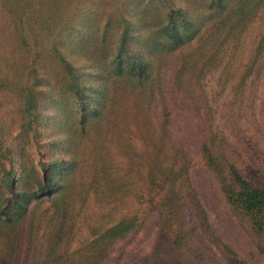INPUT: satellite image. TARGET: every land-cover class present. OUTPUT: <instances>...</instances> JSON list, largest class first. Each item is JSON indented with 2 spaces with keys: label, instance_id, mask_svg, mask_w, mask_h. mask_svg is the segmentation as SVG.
I'll list each match as a JSON object with an SVG mask.
<instances>
[{
  "label": "rangeland",
  "instance_id": "rangeland-1",
  "mask_svg": "<svg viewBox=\"0 0 264 264\" xmlns=\"http://www.w3.org/2000/svg\"><path fill=\"white\" fill-rule=\"evenodd\" d=\"M20 1L29 5L34 0H0V81L5 84L0 91V141L4 145L1 149L16 152L14 176L17 178L21 174L20 163L27 161L24 187L32 193L38 191L37 178L51 176V164H61L52 174L56 177L69 169V158L73 157L75 162L60 194L34 199L19 220L0 218L3 220L0 224V264H153L147 263V257L158 248L160 230L156 201L159 196L156 190L152 196H143L139 190L143 182L137 176L147 167L141 157H149L148 148L154 135L151 127L143 122L146 120L144 112L132 97H122L112 122L106 126L108 131L103 135L100 152H95L89 135L74 134L77 120L73 90L60 82L57 62L45 60L49 47L45 36H41L38 62L45 61L44 68L39 70L46 73V77L40 87L45 92L60 93L68 101L62 114L56 116L45 94H37V108L33 111L37 120L30 125L31 118H24L21 111L24 102L20 91L27 73L26 65L32 62V57L24 56L23 59L13 31L17 9L24 7L19 5ZM174 3L183 6L185 2L174 0ZM123 4L133 13L128 0H123ZM49 7L53 17L58 13L64 21L77 12L73 22H67L73 23L86 36L96 37L102 27L104 9L86 0L55 3L51 0ZM43 13H35L32 17L35 26L44 19ZM83 13L91 16L85 18ZM62 28L57 44L59 51L78 70L87 72L90 50L80 48L75 43L76 38L66 27ZM263 29V21L258 19L252 23L238 36L229 53L223 54L226 56L222 66L211 74L206 71L201 85L195 88L194 94L202 95L206 106L204 113L216 131L212 135H201L197 128V118L190 108L193 97L183 100L172 92L176 62L165 74L174 135L186 140L192 153L196 142L204 136L225 140L233 153L247 161L248 176L258 182L264 177V47L258 53ZM115 34L116 31L109 42ZM187 86L191 88L188 83ZM150 107L146 116L152 123L154 115ZM26 123L29 124L27 134ZM66 140L74 145L72 153L66 148ZM138 156L141 157L137 159ZM148 161L149 164L151 158ZM2 163L7 171L8 162ZM41 169H45L43 174ZM194 169L190 190L197 195L206 212L209 230L193 237L202 249L201 259L207 264H235V260L264 264V233L259 235L249 221L226 202L220 190L222 183L215 176L201 166ZM2 175L0 165V180ZM135 213L148 216L141 232L105 250L97 248L95 243L102 232ZM169 261L175 264L172 258Z\"/></svg>",
  "mask_w": 264,
  "mask_h": 264
},
{
  "label": "trees",
  "instance_id": "trees-1",
  "mask_svg": "<svg viewBox=\"0 0 264 264\" xmlns=\"http://www.w3.org/2000/svg\"><path fill=\"white\" fill-rule=\"evenodd\" d=\"M49 1L34 0L29 5L20 1L19 5L24 7L17 9L13 22L15 39L23 59L24 56L32 57V62L26 65L27 73L21 86L24 102L21 111L24 118H31V125L37 120L33 113L37 108V94H45L56 116L62 114L68 101L64 95L45 92L40 87L46 77V73L39 70L44 68L45 61L38 62L41 58L38 39L41 36L48 41L49 56L45 60L57 62L60 82L73 90L77 120L74 134L89 135L95 152H100L103 135H107L108 131L106 126L112 122V115L122 97H132L135 104L141 107L146 119L143 122L151 127L154 135L148 148L149 157H137H141L142 163H147V167L137 174L143 182L139 190L143 196H150L156 190L159 196L156 201L160 230L158 248L148 255L147 263L172 264L169 261L172 258L175 264H207L200 257L202 249L198 248L199 243L193 241L195 235L209 231L206 212L197 195L190 190L191 173L197 166L222 183L220 190L226 202L238 215L248 220L259 235H263L264 177L260 178V182L249 177L245 169L247 161L233 153L223 139L204 136L196 142L192 153L186 140H179L174 135L173 110L168 102L165 74L176 62L172 92L183 100L193 97L190 108L197 118V128L201 135H212L216 131L204 113L206 106L202 95L194 94L195 88L201 85L206 71L211 74L222 66L226 56L223 54L229 53L241 33L258 19L264 22V0H184L183 6H176L174 0H128L134 14L128 12L123 0H86L105 11L96 37L84 35L71 23L77 12L67 19L71 22L64 21L58 13L53 17ZM52 1L55 3L58 0ZM35 13L44 15L38 26L34 25L36 22L32 18ZM83 16L88 18L91 15L83 13ZM62 27H66L69 34L76 38L75 43L80 48L90 50L87 72L78 70L59 51L57 44ZM114 31L113 41L109 42ZM263 47L264 29L258 53ZM3 87L5 84L0 81V91ZM149 107L154 115L152 123L147 121L146 116ZM29 124L24 127L26 134ZM66 143L67 150L72 153L74 145L69 140ZM1 145L4 146L0 141V160L8 162L9 169L4 171L0 162L3 171L0 218L19 220L25 216L34 199L58 195L63 191L70 167L75 162L73 157L67 161L69 169L56 177L52 174L61 164H51V176L37 178L38 191L32 193L24 187L27 161L20 163L21 174L19 178L15 177L17 154L12 149L2 151ZM40 171L43 174L45 169ZM147 217L142 213L128 216L102 232L95 245L105 250L138 234L145 228ZM234 262L247 264L244 261Z\"/></svg>",
  "mask_w": 264,
  "mask_h": 264
}]
</instances>
